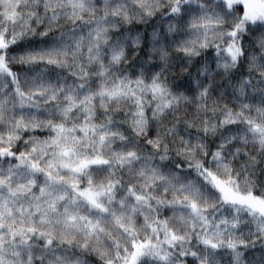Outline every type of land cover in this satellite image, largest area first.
Here are the masks:
<instances>
[{
	"label": "clouds",
	"instance_id": "9594fccd",
	"mask_svg": "<svg viewBox=\"0 0 264 264\" xmlns=\"http://www.w3.org/2000/svg\"><path fill=\"white\" fill-rule=\"evenodd\" d=\"M0 41V264H264V0H0Z\"/></svg>",
	"mask_w": 264,
	"mask_h": 264
},
{
	"label": "snow or ice",
	"instance_id": "6c2138e0",
	"mask_svg": "<svg viewBox=\"0 0 264 264\" xmlns=\"http://www.w3.org/2000/svg\"><path fill=\"white\" fill-rule=\"evenodd\" d=\"M3 41H0V44H2ZM0 67H3L2 65H0ZM254 198L253 199H250L249 202L250 203H253V206H256V204L253 202ZM262 211H264V208L261 209ZM211 243V241H209ZM135 255V254H134Z\"/></svg>",
	"mask_w": 264,
	"mask_h": 264
}]
</instances>
